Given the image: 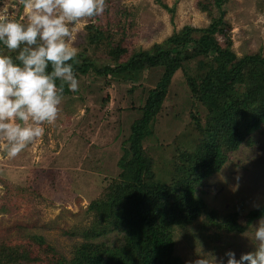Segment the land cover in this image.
Here are the masks:
<instances>
[{
    "label": "trees",
    "instance_id": "1",
    "mask_svg": "<svg viewBox=\"0 0 264 264\" xmlns=\"http://www.w3.org/2000/svg\"><path fill=\"white\" fill-rule=\"evenodd\" d=\"M228 1L200 2L199 9L211 17L206 28L186 26L146 50L130 52L123 37L113 44L100 26H86L87 45H105L106 53L96 59L79 53L78 63L73 62L77 79H103L104 86L115 78L136 83L125 91L128 114L139 118L124 141L120 172L104 195L89 204L94 220L80 231L82 241L72 245L70 260L56 255L42 237L29 236L33 244L25 247L1 242L0 264H187L175 255L177 229L201 220L202 230L215 228L214 238L220 239L244 233L264 218L262 204L247 211L239 224L238 211L221 214L201 198L199 189L221 171L228 153L264 133V56L258 51L239 57L232 50L231 27L223 21ZM178 71L185 95L169 117L183 128L174 137L165 132L171 139L165 147L159 143L163 128L155 126L156 117ZM69 95L65 86L63 97ZM149 141L155 160L143 148ZM114 231L120 234L117 246L93 242Z\"/></svg>",
    "mask_w": 264,
    "mask_h": 264
},
{
    "label": "rangeland",
    "instance_id": "2",
    "mask_svg": "<svg viewBox=\"0 0 264 264\" xmlns=\"http://www.w3.org/2000/svg\"><path fill=\"white\" fill-rule=\"evenodd\" d=\"M202 1L106 0L102 16L75 26L78 54L84 52L96 59L106 53L105 45H87L86 26L90 23L100 26L105 36L111 35L108 42L114 44L123 37L130 52L149 49L186 26L206 28L211 17L199 9ZM224 9L223 21L231 27L228 34L234 53L240 57L261 51L264 56V0H229ZM213 13L216 16V11ZM17 16L24 20V8ZM218 40L223 41L222 37ZM98 80L95 83L91 77L80 78L78 91L63 97L55 123L45 124V135L19 155L10 158L0 149V243L25 247L33 244L29 236H39L56 255L70 260L72 245L82 241L80 231L90 226L95 215L87 208L104 195L110 180L119 174L117 162L127 148L124 141L130 125L139 118L135 112L128 114L129 102L125 99V91L135 82L115 78L104 86L105 81ZM182 80L178 71L169 99L156 117L155 126L163 128L159 133L163 146L171 141L167 133L174 137L183 128L169 117V111L184 99ZM141 82L144 84V79ZM106 97L107 103L101 105ZM251 140L228 153L221 171L199 188L209 207L221 214L238 211L239 224L245 222L247 211L264 204V133H255ZM151 144L145 142L143 148L155 160ZM259 221L244 233L216 239L215 228L203 231V221L198 220L186 230L174 232L175 255L187 264L201 254L210 261L214 258L215 264H227L226 253L231 251L240 260L242 254L256 250L258 241L253 233ZM119 239L120 234L114 231L93 242L112 247L119 244Z\"/></svg>",
    "mask_w": 264,
    "mask_h": 264
},
{
    "label": "clouds",
    "instance_id": "3",
    "mask_svg": "<svg viewBox=\"0 0 264 264\" xmlns=\"http://www.w3.org/2000/svg\"><path fill=\"white\" fill-rule=\"evenodd\" d=\"M19 3L26 11L24 20L14 18L7 4L0 7V149L10 158L42 138L45 124L55 123L65 86L78 91L75 26L102 16L107 7L106 0ZM253 238L258 241L256 250L242 254L240 260L229 251L227 264H264V218ZM191 264L215 261L201 254Z\"/></svg>",
    "mask_w": 264,
    "mask_h": 264
},
{
    "label": "built area",
    "instance_id": "4",
    "mask_svg": "<svg viewBox=\"0 0 264 264\" xmlns=\"http://www.w3.org/2000/svg\"><path fill=\"white\" fill-rule=\"evenodd\" d=\"M7 4L9 11L14 18H18V12L23 9V6L19 3V0H0V7Z\"/></svg>",
    "mask_w": 264,
    "mask_h": 264
}]
</instances>
